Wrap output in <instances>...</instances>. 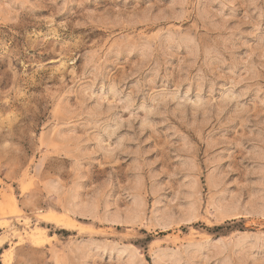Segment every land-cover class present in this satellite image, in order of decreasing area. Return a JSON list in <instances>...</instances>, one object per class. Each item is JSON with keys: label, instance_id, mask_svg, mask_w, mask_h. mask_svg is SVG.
<instances>
[{"label": "rangeland", "instance_id": "374dc122", "mask_svg": "<svg viewBox=\"0 0 264 264\" xmlns=\"http://www.w3.org/2000/svg\"><path fill=\"white\" fill-rule=\"evenodd\" d=\"M0 264H264V0H0Z\"/></svg>", "mask_w": 264, "mask_h": 264}, {"label": "bare ground", "instance_id": "6f19581e", "mask_svg": "<svg viewBox=\"0 0 264 264\" xmlns=\"http://www.w3.org/2000/svg\"><path fill=\"white\" fill-rule=\"evenodd\" d=\"M70 212H71V214H73V215H77V214H79V215H84V214H86L87 212H88V210H87V208H85V207H78V206H73V207H71L70 208V210H69ZM89 213V212H88ZM189 215V214H188ZM71 216V215H70ZM116 216H117V214H116ZM57 218V217H56ZM120 218V216L119 217H116V218H114L115 219V221L114 222H121L120 220H122V219H119ZM193 219V217L192 216H188V218L186 217L185 218V221H191ZM73 221V220H72ZM170 223L171 222H165V224L163 225V227L165 226V227H169L170 226ZM160 224H162V223H160Z\"/></svg>", "mask_w": 264, "mask_h": 264}]
</instances>
